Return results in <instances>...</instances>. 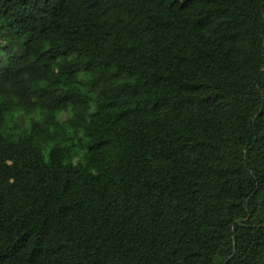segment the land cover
Here are the masks:
<instances>
[{"label": "trees", "instance_id": "1", "mask_svg": "<svg viewBox=\"0 0 264 264\" xmlns=\"http://www.w3.org/2000/svg\"><path fill=\"white\" fill-rule=\"evenodd\" d=\"M0 264H264V0H0Z\"/></svg>", "mask_w": 264, "mask_h": 264}, {"label": "rangeland", "instance_id": "2", "mask_svg": "<svg viewBox=\"0 0 264 264\" xmlns=\"http://www.w3.org/2000/svg\"><path fill=\"white\" fill-rule=\"evenodd\" d=\"M66 116H67V113L66 114L64 113L63 116H62V118L64 119V118H66Z\"/></svg>", "mask_w": 264, "mask_h": 264}]
</instances>
